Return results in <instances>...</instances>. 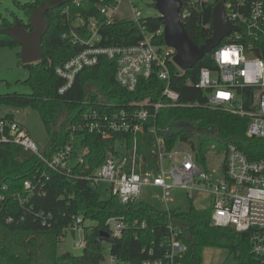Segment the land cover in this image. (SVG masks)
I'll list each match as a JSON object with an SVG mask.
<instances>
[{
	"label": "trees",
	"instance_id": "1",
	"mask_svg": "<svg viewBox=\"0 0 264 264\" xmlns=\"http://www.w3.org/2000/svg\"><path fill=\"white\" fill-rule=\"evenodd\" d=\"M54 1L57 0H33L21 5L27 21L11 23L3 20L0 31L14 24L30 31L28 22L33 11L44 2ZM62 1L60 8L46 13L50 27L42 42L43 60L31 65H23L20 60L29 74L23 82L29 93L0 95V121H16L12 113H3L2 108H31L39 114L49 134L50 142L46 146L49 153L68 144L73 146L75 158L82 150H88L84 166L88 165L90 171L103 165L110 156H130L136 147L137 172L159 176L158 138L163 139L168 152L180 142L189 143L203 163L210 146L215 142L223 145L222 142L228 139L237 143L250 159L264 158V141L245 135L247 120L224 109L209 107L206 93L197 87L200 70L216 68L213 52L186 73H179L171 66V86L180 95V106L161 110L143 132L116 133L105 139L85 129L79 130L77 126L82 124L83 115L88 111L135 110L145 101L158 102L166 83L157 78L142 80L136 92L130 93L116 81V62L101 56L96 65L82 70L73 85L60 93L65 82L56 75V69L85 48L74 42L72 33L83 36L86 26L80 20L86 23L88 19L98 17L100 7L107 3L106 0L105 3L101 0ZM221 1L183 0V7L189 13L183 23L196 46L205 44L212 37L213 8ZM141 27L154 34L164 26L159 16L142 18L137 23L128 19L116 20L101 27L98 46L136 45L143 39ZM154 41L165 45L163 35L155 37ZM1 47L20 46L0 33ZM259 56L264 60V47ZM180 122H188L192 126L190 131L174 128V124ZM152 127L156 128V134L149 132ZM193 131L201 135L197 142L192 140ZM78 169L81 171L83 167ZM27 180L32 181L31 192L24 188ZM176 194L178 192L173 193L167 206L156 189L128 204L109 194L103 199L88 181L47 170L34 154L15 144L0 143V264H102L106 250L99 238L102 233H108L106 224L110 219H124L128 224L121 239H115L110 246L118 264H143L150 258L149 251L158 247L157 244L154 246V241L169 235V225L180 234L179 238L188 248L181 259L182 264H203V253L210 248L226 250L238 264H264L253 255L248 233L213 225L210 208H196L187 194L185 202L179 203ZM79 216L92 224L84 227L82 254L74 256L60 252V245L68 236L72 237L67 230ZM135 221L145 222L146 229L134 226Z\"/></svg>",
	"mask_w": 264,
	"mask_h": 264
},
{
	"label": "built area",
	"instance_id": "2",
	"mask_svg": "<svg viewBox=\"0 0 264 264\" xmlns=\"http://www.w3.org/2000/svg\"><path fill=\"white\" fill-rule=\"evenodd\" d=\"M107 1V3H105ZM101 0L98 17H92L84 23L86 29L81 36L72 33L75 43H80L84 50L56 69V75L64 80L60 89L63 93L69 89L77 75L85 68L96 65L101 56L114 60L117 64L116 81L130 93L136 92L142 80L157 78L166 83L161 100L145 101L139 109L99 112L92 110L84 113L82 124L77 128L110 138L116 133L137 134L143 132L151 120H156L161 110L180 106V95L171 86V66L182 71L175 63V50L154 41L163 35V28L154 34L140 31L143 39L136 45L105 48L98 46L101 41L100 29L103 25L116 20L128 19L138 22L142 19L135 5V0ZM226 19L229 24L239 29L228 35L212 52L215 70L202 68L199 72L197 87L207 96V105L211 108L224 109L227 113L247 120L245 135L250 139L264 141V60L259 56L264 47V0H223ZM123 10L129 16L123 14ZM68 12V11H67ZM187 9H182L181 19L188 16ZM124 15V16H123ZM77 28L78 26L75 25ZM225 53H228L225 58ZM182 131H190L185 129ZM156 134V128L149 129ZM0 143L15 144L34 154L47 170L59 173L71 179H84L91 187L104 186L109 195L117 197L122 203H133L141 199L146 188L160 191L161 199L167 206L173 193L184 191L194 200L195 194L206 187L211 195L212 223L218 227H230L237 232L248 233L253 255L264 262V158L250 159L233 140L223 141L225 159L221 167V179L209 174L207 164L197 158L189 143L180 142L166 151L162 138L157 139L160 161V174H140L137 172L136 147L130 156L107 158L105 163L90 171L84 166V156L88 150H82L75 158L71 144L49 153L40 149L29 132L17 121H0ZM187 149V150H186ZM167 163V170L163 163ZM83 167L79 171L78 167ZM27 192L33 191L32 181L24 182ZM21 199L20 196L17 197ZM87 222L83 216L75 219L67 230L74 237L83 235L76 247H85L84 230ZM134 226L146 229L145 222L135 221ZM108 233L115 239H121L128 227L124 219H110L106 224ZM169 235L154 241L149 251L150 258L143 264H182L181 259L188 248L168 227ZM110 257V264H118L110 249L105 255ZM154 255H156L155 258Z\"/></svg>",
	"mask_w": 264,
	"mask_h": 264
},
{
	"label": "rangeland",
	"instance_id": "3",
	"mask_svg": "<svg viewBox=\"0 0 264 264\" xmlns=\"http://www.w3.org/2000/svg\"><path fill=\"white\" fill-rule=\"evenodd\" d=\"M33 0H0V23L3 20L14 23L16 20L27 21V17L21 5H25ZM208 2H214L215 0H205ZM135 5L142 18L159 16L157 9L154 7V3L151 0H135ZM123 14L129 16L126 10H123ZM123 15V16H124ZM21 52L20 47L0 48V95L9 93H29V89L23 84L28 78V71L23 67L20 62L19 54ZM3 113H12L17 122H19L29 132L32 139L38 145L40 149L47 148L46 146L50 142L49 134L39 116V114L31 108H2ZM200 133L193 131L192 140L197 142L200 137ZM183 147L177 145V150H181ZM187 150V149H186ZM225 159V147L215 142V145L209 147V151L206 155V161L209 174H212L213 178L221 179V167ZM164 167L168 170L169 166L165 162ZM151 188H146L143 191L141 198H144ZM210 188L207 187L198 192L194 196V206L200 209H209L211 207V195L208 193ZM178 192L177 202L183 203L186 199V193L184 191ZM98 193L103 199L108 198V193L104 186L98 189ZM91 223H87L86 226H91ZM83 237V235L73 238L68 236L65 241L60 245V252H69L74 256H80L83 249L76 247L77 242ZM111 244L103 242L104 250H109ZM102 264H110V257L105 255V261ZM203 264H238L233 258L229 257L226 250L219 248L206 249L203 253Z\"/></svg>",
	"mask_w": 264,
	"mask_h": 264
},
{
	"label": "water",
	"instance_id": "4",
	"mask_svg": "<svg viewBox=\"0 0 264 264\" xmlns=\"http://www.w3.org/2000/svg\"><path fill=\"white\" fill-rule=\"evenodd\" d=\"M63 3L62 0L42 3L30 15L28 22L31 27L30 31L19 24H14L0 31L20 46V60L23 65L37 64L43 60L42 42L50 27L46 20V13L60 8ZM154 5L160 14V20L163 22L164 42L168 47L175 50L174 63L184 72L193 69L232 32L239 31L238 28L228 23L224 2L221 1L213 8L212 37L205 44L196 46L188 37L181 19L183 0H154ZM174 128L185 130L192 128V126L188 122H180L174 124ZM72 237H74V233H72ZM99 241L112 244L114 239L109 233L104 232L100 235Z\"/></svg>",
	"mask_w": 264,
	"mask_h": 264
},
{
	"label": "clouds",
	"instance_id": "5",
	"mask_svg": "<svg viewBox=\"0 0 264 264\" xmlns=\"http://www.w3.org/2000/svg\"><path fill=\"white\" fill-rule=\"evenodd\" d=\"M224 55H225V58H227V56H228V53H225Z\"/></svg>",
	"mask_w": 264,
	"mask_h": 264
}]
</instances>
